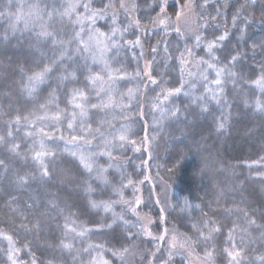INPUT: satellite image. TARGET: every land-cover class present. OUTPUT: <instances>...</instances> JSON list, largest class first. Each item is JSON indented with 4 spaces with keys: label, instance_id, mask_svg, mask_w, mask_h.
<instances>
[{
    "label": "trees",
    "instance_id": "obj_1",
    "mask_svg": "<svg viewBox=\"0 0 264 264\" xmlns=\"http://www.w3.org/2000/svg\"><path fill=\"white\" fill-rule=\"evenodd\" d=\"M189 1L198 49L194 36L154 23ZM69 3L105 13L110 2L0 0V264H13L10 254L15 264H191L186 250L205 264H264V87L255 83L264 0H135L134 17L119 8L95 23L82 7L61 19ZM34 10L39 19L26 15ZM42 24L53 37L38 36ZM94 28L115 30L101 51L80 43L92 45ZM74 145L89 152L91 171ZM37 152L51 155L41 162ZM129 186L140 187L151 236L121 204ZM172 238L191 246L172 249Z\"/></svg>",
    "mask_w": 264,
    "mask_h": 264
},
{
    "label": "snow or ice",
    "instance_id": "obj_2",
    "mask_svg": "<svg viewBox=\"0 0 264 264\" xmlns=\"http://www.w3.org/2000/svg\"><path fill=\"white\" fill-rule=\"evenodd\" d=\"M100 2L103 3V0H100ZM158 6H159V5H158ZM78 7H82V8H84V10H85L86 12L89 13V15L86 17V19H87L90 23H95L96 19H98V18H100V19L104 18V12H103L102 10H94V9H91L87 3H85V4H80V3H69V4L67 5V7H65L64 11L59 13V16L61 17V19H63V18H68L69 20H71L72 15L76 12V9H77ZM108 7H110L109 4H104V8H108ZM120 7H121L122 9H124L125 12H128V11H129V8H128L123 2H121ZM133 7H134V5H133ZM163 11H164V8L161 7V12H163ZM26 15H27L29 18H32L33 16H35L37 19H39L38 11H36V10H34V11H30V12L27 13ZM48 17H49V19L51 20V19L53 18L52 13H48ZM24 18H25V17H24L23 14H17V20H21V19H24ZM113 19H115L114 16H113ZM234 20H235V18H234ZM25 23H26V26H27L28 21L26 20ZM76 23H78V24H82V23H83L82 19H81L79 16L77 17V21H76ZM154 23H163V21H162V20H157V21H154ZM176 31L179 32V29H177ZM76 35H77V37H79V36H80V33H77ZM101 35H102V34H101ZM113 35H115V30H114V32H113ZM226 35H227V34L222 35V36L218 37V39L221 40V41H223L224 39H226ZM38 36H39L40 38H42V39H47V38H49V37H53V33H52V32H49V31L47 30L46 26L42 24V25H41V31L38 33ZM90 39H92V38L90 37ZM109 39H110V38H109ZM196 39L199 40L200 37H196ZM54 42H56V41H54ZM100 42H102V41H98V43H100ZM80 43H81L82 45H84L85 49L88 48V45H87L83 40H80ZM213 47H215V43H210V44H208V50H209V52H211V50L213 49ZM236 59H237V57L233 56L231 62L234 63V62L236 61ZM182 63H183V61H182ZM209 67H215V66H214V65H209ZM50 71H51V68H49V67H45L44 70H43L42 72L34 73L32 76L29 77V81H30V83H31V82H42L43 79H44V77H45V75H46L48 72H50ZM222 71H223V69L218 70L217 75L219 76L220 73H221ZM233 75H234V74H233ZM110 78H111V77H110ZM96 79H98V77H93V78H92L93 82H94ZM153 83H155V81H153ZM215 83H216L217 85H219V84H221V81H220L219 79H217V80L215 81ZM255 83H256L258 86L264 87V77H261L260 79L256 80ZM25 87L28 88V90H29V91H28V94L31 95L32 90H33L32 87H31V86H25ZM179 92H180V89H176V90H175V93H179ZM170 94H172V93H170ZM80 95L83 96V93H80ZM78 107H80V106H78ZM93 107H96V106L93 105ZM104 107H107V105H104ZM256 108H257L258 110L261 109V105H260L259 102L256 103ZM55 118H56V119H59L58 116L55 117ZM18 120H19V118H17V121H18ZM68 127H69V129H72V124L69 123ZM219 127H220L221 129H223V128L225 127V125H224L223 123H221V124L219 125ZM0 139H2V138H0ZM75 139H76V138L73 137L71 142H74ZM119 139H120V140H124L125 137H124V136H120ZM41 146L43 147V145H41ZM16 147H18V146L14 145V146H13V150H15ZM49 155H51L50 152H37V153H35V155H34V159L41 160V162H42L43 157H45V156H49ZM71 156L77 158V159L79 160L80 164L82 165V167H84V168L87 169L88 171H91V164L88 162V159H89V158L85 157V156L82 155V154H78V153H76V152H72V153H71ZM48 175H49V173H48V171H47V168L44 167V169H43V171H42V176L47 177ZM21 180H23V178H21ZM137 203H139V201H137ZM185 204H187V200H186V199H185ZM93 207H97V205H96L95 203H93ZM120 219H122V217H121ZM114 223H115V221H114ZM252 223H255V221H252ZM107 227L111 228L112 225H107ZM73 230H74V229H73ZM216 231H219V229H218V228H213V229H211V231L209 232L208 236H204V234L201 233V237L204 238V239H208V238H210L211 233H212V232H216ZM146 234L150 235V233H146ZM80 235H83V233H80ZM129 238H131V234H129ZM7 239L11 242V237H7ZM230 239H231V237H230ZM185 244H188L189 247L191 246V245H190V242L187 241V240L185 241V243H181V244L178 245V244L175 242V238H173V241L170 243V247H171L172 249H176L177 247H179V248H184V247H185ZM62 246H63L64 248H71V247H72L71 244H63ZM18 251H19V249H14V252H18ZM127 251H128V249H124V252H127ZM116 254H117V253H113V255H116ZM119 255H120L121 257H123V253H119ZM229 255L232 257L233 260H235V259L240 255V252H239L238 250H237V251H233V252H229ZM205 256H206L207 259L210 260V259L212 258V253H211V252H206V253H205ZM9 258L12 259V260H13V264H15V258H14V256L10 254V257H9ZM169 259H171V253L169 254ZM32 264H35V262L33 261Z\"/></svg>",
    "mask_w": 264,
    "mask_h": 264
},
{
    "label": "rangeland",
    "instance_id": "obj_3",
    "mask_svg": "<svg viewBox=\"0 0 264 264\" xmlns=\"http://www.w3.org/2000/svg\"><path fill=\"white\" fill-rule=\"evenodd\" d=\"M109 2H110L109 3L110 7H108L106 9L104 16L111 15L116 9L121 8L120 4H121V2H123L129 8L128 13L132 17H134V15L136 13L135 0H109ZM193 3H194L193 1L187 2L181 8L180 12L176 16H174L173 18H170L171 20L168 21L167 17H164L165 15H162V18L159 20L163 21L162 24H166L167 22L170 23V25L173 24L176 29L184 31V33L188 36H194L195 40L197 41V43H196L197 45H195L196 46L195 48L198 49L201 46L203 41L201 38V33L199 32V28L196 29V26H195V23L198 21V18H197V14H196ZM133 5H134V7H133ZM89 31H90V33L88 34L89 38L90 37L92 38V39H90L92 45H89V47H88L89 51H93L92 48H98L101 51L103 46H105V44H107L108 41L110 40L109 39V38H111L110 35H113V33L104 34L103 32L101 35V33H98L95 28L90 29ZM196 37H200V39L197 40ZM98 41H102V42L98 43ZM98 49H95V50H98ZM207 49H208V47L206 46V49H205L206 52H207ZM200 59H203V58H200ZM183 62H184V69L192 74L193 70H195V68H196L195 61H193L192 58L190 57V55L188 54L185 57V59L183 60ZM215 74H216V78H218L217 72ZM200 75H202V74H200ZM139 143L141 145V142H139ZM144 147H147V145H144ZM72 150H73V152H76L78 154H82L87 158H89V156H90L89 152L86 150V148L81 147V145L72 146ZM152 185H155V183L153 181H152ZM130 191L132 192L130 197L123 195L124 196V201H123L124 203L122 202L121 204L127 209L128 214H130V215L133 214V216H135L139 219V221L141 222L140 225H142L144 227V231H145L144 233L145 234L150 233V236H151V231L149 230L150 220H149L148 216L145 213L139 212L137 210L138 206L141 203L140 187L139 186H137V187L134 186L133 188L130 187ZM137 201H139V203H137ZM163 237L164 236H162V238ZM172 241H173V238H172ZM175 241H176V238H175ZM176 243L178 244L179 242L177 241ZM182 243H184V242H182ZM177 248H179V247H177ZM186 252L189 256L191 264H205L206 263V261H203V260L195 257L190 250H188V251L186 250ZM125 261H126V264L132 263L129 258L126 259Z\"/></svg>",
    "mask_w": 264,
    "mask_h": 264
}]
</instances>
